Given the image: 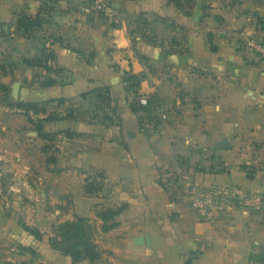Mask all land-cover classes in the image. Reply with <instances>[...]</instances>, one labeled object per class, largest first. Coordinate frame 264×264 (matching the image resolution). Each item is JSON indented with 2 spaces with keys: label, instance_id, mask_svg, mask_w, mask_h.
I'll list each match as a JSON object with an SVG mask.
<instances>
[{
  "label": "crops",
  "instance_id": "crops-1",
  "mask_svg": "<svg viewBox=\"0 0 264 264\" xmlns=\"http://www.w3.org/2000/svg\"><path fill=\"white\" fill-rule=\"evenodd\" d=\"M85 1L0 0V12H7L0 16V45L9 47L6 61L0 62V145L7 128L32 124L13 103L54 100L47 113L30 112L34 120L51 112L73 115L70 121L51 123L64 136L67 130L74 133L64 138L92 145L71 160V166L90 171L79 190L71 189L75 216L89 217L95 205L125 206L119 225L103 232L116 242L102 249V264H264V206H236L206 222L188 195L190 190L227 189L264 196V62L243 48L239 35L246 30L264 36V0H108L122 21L119 28L104 14L80 15ZM21 12L46 21L26 36L16 26ZM44 46L55 54L50 70L25 63ZM127 72L142 78L141 97L159 98L155 120L141 122L131 110ZM47 78L56 83L42 86ZM105 87L110 104L98 98ZM94 108L101 111V121L81 125L80 115ZM25 129L27 136L38 135L35 127ZM223 140L228 147L220 149ZM5 160L9 146L5 153L0 150V164ZM12 162L16 174L29 169ZM38 167L46 173L44 165ZM99 174L106 190L87 194L85 179ZM4 185L0 182V188ZM59 188L60 197L65 192ZM22 189L9 183L11 195ZM118 198L122 204L117 205ZM78 203L85 206L80 210ZM20 217L14 212L6 219L13 224L8 228L13 246L7 249L0 240L10 264L27 261L19 246L25 248L31 234ZM140 236H149V244H136ZM53 254L68 264L100 261L73 263Z\"/></svg>",
  "mask_w": 264,
  "mask_h": 264
},
{
  "label": "rangeland",
  "instance_id": "rangeland-1",
  "mask_svg": "<svg viewBox=\"0 0 264 264\" xmlns=\"http://www.w3.org/2000/svg\"><path fill=\"white\" fill-rule=\"evenodd\" d=\"M0 13H2V15L0 14L2 17L4 14L6 15L7 12L1 11ZM4 17H6L5 19H8V16ZM3 31H5V29H3ZM6 31L5 37H8L9 41L11 33L9 30ZM7 44L8 43H3L0 45V62L3 60L6 61L9 54V47ZM10 101L11 100H9V102ZM51 105L55 106V104ZM68 106L69 103L65 104L63 108L66 110ZM97 110L99 111V109ZM97 110L95 108L91 109L87 115L82 114L77 120L81 121V125H85L84 123L89 122L91 119L92 121H101L98 116H101L102 113L101 111H99V113ZM63 115H66V113ZM67 120L70 121L71 118ZM65 125L67 124L62 123V126ZM34 126V124H31V126L29 125L25 128H27V130L30 129L31 131ZM56 126V123L49 122L47 128L52 132H57ZM0 127H2V124ZM25 128L23 130L22 128H7L5 141L0 145L2 153H5L9 146V161L5 160L0 164V182L1 184H5L4 187H7V190L4 187L0 188V240L6 245L5 248L7 249H9V246H13V240L9 238L8 231L10 222H6V219H9L10 213L16 212L17 215L19 214L20 216H23L18 218L19 223H22L21 225L29 224L34 230H39V232H41L40 234L43 232L40 239L35 238L33 235H29L30 237H27L24 241L25 248L19 246L20 252L25 253L27 262H30L31 264H68L69 261L66 262L67 259L63 261L60 259V255L53 254L55 251H52L50 240L51 238L55 239L59 237L58 227L62 222L72 220L73 217H75L74 212H76V210L73 205L71 191L75 189L77 191L80 189H78V186L81 185V183L83 184L84 177L87 175L85 172H88L89 174L90 171L84 170L83 167H75L73 164L71 166V160L74 159V156H77L75 154H77L80 148L85 150L92 145L87 142L77 143V141H79L77 139L70 140L64 138L66 136L61 134L62 132L54 141H42L37 138L38 135L36 134H29V136L25 135ZM81 135L82 134H80V136ZM88 136L91 135L88 134ZM90 139L91 138L88 140ZM43 144L49 146L46 151L41 149ZM20 156H22V158ZM51 157H54L56 162L49 161ZM15 158H21L22 160L16 161ZM13 159L14 162L16 161L15 163H17L18 168H20L22 163L23 166L28 165L29 169L24 167V171H20L21 173L19 172L16 174L17 169L16 166H13ZM38 165H44L46 173L43 174L41 170L38 171ZM52 169L59 171L58 173H55L54 171H51ZM60 170H65V172H61ZM92 173L97 174L94 171L91 172V174ZM169 179L170 178L168 177L166 178V180ZM16 182L17 184H20L23 189L18 191L17 195H11V193H9V183L15 185ZM110 184H112V190H117L116 185L113 182ZM27 185H30L33 188ZM39 185L42 187V190L38 191L37 188ZM54 185H57L56 188H53ZM59 187H62V191L65 192L63 193L64 195L60 197ZM63 189H66L67 191H64ZM43 193L44 199L42 198ZM13 198H16L18 202L13 203ZM2 200L4 201L2 202ZM115 201L117 202V205L122 204V201L119 198ZM91 202H94V200ZM100 205L98 207L95 205V208L91 210L89 215L92 220L91 222H93V220L95 221V212L97 209L101 208ZM78 206V209L81 210L85 204L78 203ZM97 222L99 224L100 221ZM95 241L98 251L100 252V261L97 264H102L104 262L103 258H101L102 249H104L109 243L116 241L112 236H105L103 232H99V234L96 232ZM5 264H9V261L6 260Z\"/></svg>",
  "mask_w": 264,
  "mask_h": 264
},
{
  "label": "trees",
  "instance_id": "trees-1",
  "mask_svg": "<svg viewBox=\"0 0 264 264\" xmlns=\"http://www.w3.org/2000/svg\"><path fill=\"white\" fill-rule=\"evenodd\" d=\"M46 19L40 15L36 17L29 16L27 13L21 12L17 15L16 26L18 30H22L23 33L28 36L33 32L39 30ZM141 23L146 26L147 21L141 20ZM213 50L216 48L213 46ZM55 59V54L51 48L43 47L40 54L34 56L33 58H26L25 63L30 66L42 67L50 70V62ZM142 78L136 75H131L129 72L125 74L126 81V92L128 94L127 101L131 107V110L141 115V122L152 121L156 119L154 112L159 105V98L156 95L148 96L147 104H142L140 102L139 87ZM56 83L53 78H47L41 82L44 87L52 86ZM98 98L101 102L105 104H110L111 95L110 89L105 87L100 93H98ZM54 100H49L44 104L32 103V102H22L18 101L13 103L19 109L24 110L25 115L29 118V121L34 124L35 130L38 132V136L45 141H54L61 132H52L45 129V123L54 122L58 120L70 119L72 114L60 117L59 115L51 112L47 117L42 119L34 120L31 113L36 115L40 113H47L46 106L49 105ZM59 104H63L64 100L59 99ZM143 114V115H142ZM106 115L105 117H107ZM106 119V118H105ZM112 122V118H107ZM66 136H73L74 133L69 130L65 131ZM47 147L43 146L42 150L46 151ZM56 162L54 157H51L49 161ZM48 161V162H49ZM103 174L99 175H89L85 179V192L89 195L98 194L99 192L106 190L104 183L102 182ZM99 178V179H98ZM164 183V187H165ZM165 189H169L165 187ZM125 206L119 207H102L96 210V220H92L89 217L75 216L72 220H66L62 222L58 227V238H51V247L63 256H68L71 258L73 263H81L83 260L88 259L91 262L97 261L100 257V252L98 251L97 244L95 241V234L99 232H108L119 225L117 220L118 216L123 213ZM97 221H100L99 224ZM98 226V228H97ZM24 229L35 236V238L40 239L42 237L39 230H34L30 226L23 225ZM99 229V230H98ZM99 231V232H98ZM10 264V263H9ZM13 264V263H11ZM14 264H31L30 262L23 261Z\"/></svg>",
  "mask_w": 264,
  "mask_h": 264
},
{
  "label": "built area",
  "instance_id": "built-area-1",
  "mask_svg": "<svg viewBox=\"0 0 264 264\" xmlns=\"http://www.w3.org/2000/svg\"><path fill=\"white\" fill-rule=\"evenodd\" d=\"M104 14L109 22L119 28L122 25L120 17L116 14L108 0H86L81 6L80 15L91 16ZM244 49L255 54L264 62V36L248 33L246 30L239 32ZM148 96H142L140 102L147 104ZM193 207L197 210L203 221L211 222L216 213L231 211L236 206L261 208L264 206V196L260 194H244L238 190L212 189L208 191H189ZM5 257L0 246V264H5Z\"/></svg>",
  "mask_w": 264,
  "mask_h": 264
},
{
  "label": "water",
  "instance_id": "water-1",
  "mask_svg": "<svg viewBox=\"0 0 264 264\" xmlns=\"http://www.w3.org/2000/svg\"><path fill=\"white\" fill-rule=\"evenodd\" d=\"M227 147H228V145L226 143V140H223L218 145V148H220V149H223V148L225 149ZM135 242H136V244H143L144 242H146V244H149V236H145V237L140 236V237H137L136 240H135Z\"/></svg>",
  "mask_w": 264,
  "mask_h": 264
}]
</instances>
